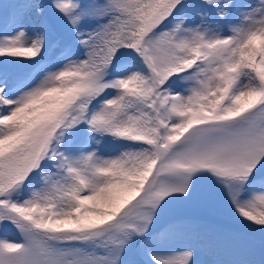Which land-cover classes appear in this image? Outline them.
Here are the masks:
<instances>
[{"label":"snow or ice","instance_id":"6c2138e0","mask_svg":"<svg viewBox=\"0 0 264 264\" xmlns=\"http://www.w3.org/2000/svg\"><path fill=\"white\" fill-rule=\"evenodd\" d=\"M209 202L264 264V0H0V264H200Z\"/></svg>","mask_w":264,"mask_h":264},{"label":"rangeland","instance_id":"374dc122","mask_svg":"<svg viewBox=\"0 0 264 264\" xmlns=\"http://www.w3.org/2000/svg\"><path fill=\"white\" fill-rule=\"evenodd\" d=\"M51 54V53H50ZM173 214H181L189 218L202 221V225L210 231L217 233L216 225L219 222H224L228 226L235 229H240L231 218L220 211L218 203H195L188 205H180L173 208ZM7 235L10 240L18 239L19 236L14 228H8L0 231V235ZM218 234V233H217ZM219 243L213 241H205L202 243V251L199 256L200 264H216L214 257Z\"/></svg>","mask_w":264,"mask_h":264},{"label":"trees","instance_id":"16d2710c","mask_svg":"<svg viewBox=\"0 0 264 264\" xmlns=\"http://www.w3.org/2000/svg\"><path fill=\"white\" fill-rule=\"evenodd\" d=\"M57 35L59 36L60 34L58 33ZM192 220L202 224L201 220ZM216 230L222 237V240L217 246L214 257L217 264V261L233 258L239 247L245 243V238L241 229H235L223 222L217 223Z\"/></svg>","mask_w":264,"mask_h":264}]
</instances>
